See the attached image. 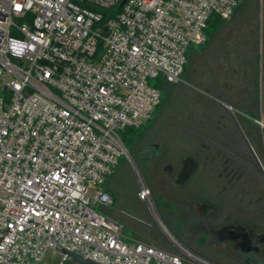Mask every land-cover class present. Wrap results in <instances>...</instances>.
Here are the masks:
<instances>
[{"label":"built area","instance_id":"1","mask_svg":"<svg viewBox=\"0 0 264 264\" xmlns=\"http://www.w3.org/2000/svg\"><path fill=\"white\" fill-rule=\"evenodd\" d=\"M240 0H0V264H220L153 217L168 249L126 241L98 208L127 157L126 128L161 104L158 80L183 81L212 18ZM264 127L261 121H257ZM138 201L152 211L140 177Z\"/></svg>","mask_w":264,"mask_h":264},{"label":"flooded vegetation","instance_id":"2","mask_svg":"<svg viewBox=\"0 0 264 264\" xmlns=\"http://www.w3.org/2000/svg\"><path fill=\"white\" fill-rule=\"evenodd\" d=\"M250 47L243 64L236 55L231 62L223 60L222 66L232 72L233 79L242 78L241 85L254 88L259 56L255 41ZM211 82L213 88L204 89L210 91V99L195 97L198 110L180 118L168 117L146 135L142 176L150 191L149 213L195 217L194 223L186 225L184 243L217 250L223 260L220 264H247L248 260L264 264V144L259 145L256 135L264 136V127L257 123L264 124V101L261 110L238 111L242 115L238 118L221 106V98L233 97L225 89L236 91L235 85L227 80L220 84L215 77Z\"/></svg>","mask_w":264,"mask_h":264},{"label":"rangeland","instance_id":"3","mask_svg":"<svg viewBox=\"0 0 264 264\" xmlns=\"http://www.w3.org/2000/svg\"><path fill=\"white\" fill-rule=\"evenodd\" d=\"M261 4L264 7V0H248L247 6L251 7L253 10H251L249 17L247 18V23H255L257 17L256 11ZM238 12H240V10ZM234 19L235 16L225 21L224 25L215 32L214 38L208 41L204 46L194 47L193 50L189 52L188 66L183 76V81L179 84L168 85L165 87L161 106L150 122L140 128V133L133 142L129 144L123 143L127 153L137 165L142 179V175L144 174L142 160L145 152V149L142 148V146L146 139V135L155 128H160L158 126L163 125L168 117L176 116L180 118L181 116L190 115L194 110H198L200 107L195 100V97L196 95L208 96L204 89L213 88V83L211 81L214 77L219 80L220 84L227 80L230 83H233L236 89H239L240 87L243 90L244 85H241L242 78L238 82L237 79L232 78V72L225 71L222 66L223 60L231 62L236 55H239L241 64H243V58L251 52L250 48L252 47H250V44L252 42H246L243 38V31L235 29V23L238 22V20ZM246 26L250 29L249 24H246L245 27ZM248 29H246V31H249ZM236 81L240 85L235 84ZM242 90L241 92L239 90V93H236L234 88L230 90L226 88L225 92L232 94L234 98H231V102L239 105L242 102L238 103V101L241 100L243 95H247V93L242 94ZM211 95L212 97H215L214 94ZM262 97L264 98V90ZM208 98L210 99L211 97L208 96ZM232 113L238 118L242 117L238 111H233ZM260 131H263L261 127ZM256 135L259 145L262 146L264 144V136L261 133H257ZM105 188L106 190H110L114 197L113 205L108 208L96 207L99 212L106 213L112 217H117L119 218L118 220L121 221L122 219L127 223H131L137 219L138 221L152 227L154 232H152L153 235L156 233L160 236L161 234L163 235L159 227L155 224L154 218L150 215L147 207L138 202L137 194L140 189L139 178L128 157L124 156L120 159V163L114 174L108 178ZM160 218L171 233L183 242H186L188 236L186 225L191 222L194 223L196 220L195 217ZM123 237L126 241H135L136 238L133 230L128 227L123 229ZM188 246L208 258L223 262L221 254L215 249L210 248L208 251V249H197L193 245L188 244ZM60 262L61 257L59 254H53L51 251L46 253L45 264H60Z\"/></svg>","mask_w":264,"mask_h":264},{"label":"trees","instance_id":"4","mask_svg":"<svg viewBox=\"0 0 264 264\" xmlns=\"http://www.w3.org/2000/svg\"><path fill=\"white\" fill-rule=\"evenodd\" d=\"M247 4H248V0H240L239 6L237 7V9L235 11L234 16L237 14V12L240 9H242L244 7H247ZM225 21H227V20L222 19L220 17H214V18L211 19V21L209 23L208 30H207L208 41H210L212 38H214L215 32L218 31V29L222 25H224ZM250 42H251V40H250ZM255 46L257 47V41L255 42ZM191 50H193V48H191L190 51ZM188 57H189V54H188ZM187 66H188V62L186 64V66H185V72H186ZM258 67H259V69H258L259 73H258V76H257V83H256L255 87L254 88H251V87L248 88V86H246V85L243 86L244 87V91L242 90V93L243 92L247 93V95L245 97V98H247V101H244L243 104L240 103V101H238V103H240L239 105L238 104H234V103L231 102V98H232L231 96L225 97V98H221L222 101L224 103L232 106L233 108H235L236 111H243V112L246 111L247 112V109H249L250 107H254L257 110H261V105H262V101H264L263 100L264 98H262L261 91H260V80H261L260 77L261 76H260V63L259 62H258ZM168 85H174V84H167V83L163 82L162 80H158L157 87L161 91L162 99H163L164 89ZM236 93H237V89H236ZM228 95H231V94L229 93ZM161 103H162V101H161ZM160 106H161V104L159 105V107ZM159 107L157 108V110L159 109ZM250 113L251 112H247V114H250ZM252 115L254 116L253 118L260 119L259 115H256V114H252ZM148 122H150V121H148ZM142 127H140V128H142ZM140 128H126L124 131H122L121 132V140H122V142L126 143V144H129V143L133 142L138 137V135L140 133ZM107 191L111 194L110 190L107 189ZM111 196H112V198H114L112 194H111ZM106 215H108V214H106ZM109 217H111L112 219L117 221L124 228H126V227L131 228V230H133V232L135 233V237H136L135 241L144 242V243L156 246L158 248L166 249V250L168 249L165 237L162 234L160 236L157 233L153 235L152 234V232H153L152 227L148 226L147 224L142 223L141 221H138L137 219H136V221H133L131 223L130 222L127 223V222H125L122 219H121V221L118 220L119 218H117V217H112V216H109ZM149 230H150L151 234H150ZM181 242L185 246H187L188 248L192 249L187 244H185L183 241H181ZM192 250L197 252V253H199L198 251H196L194 249H192ZM199 254L202 255L201 253H199ZM202 256H204V255H202ZM211 260H213V259H211ZM213 261H216V260H213ZM216 262H218V261H216ZM218 263H220V262H218Z\"/></svg>","mask_w":264,"mask_h":264},{"label":"crops","instance_id":"5","mask_svg":"<svg viewBox=\"0 0 264 264\" xmlns=\"http://www.w3.org/2000/svg\"><path fill=\"white\" fill-rule=\"evenodd\" d=\"M251 10H253V9L251 7H248V6L240 9V12H238L235 15V19L238 20V22L235 23V25H236L235 29L239 30V31L240 30L243 31L242 32L243 38L245 39L246 42H248L250 40L252 42L257 41V49H258V56H259L258 59H259V63H260V76H261L260 91H261V95L263 96V90H264V7L261 4L259 6L258 10L256 11L257 17L255 19V23H253V22L247 23V21H248L247 18L249 17ZM246 24L250 25V29H248L247 26L245 27ZM245 28L248 29L249 31H246ZM242 94H245V93L243 92ZM245 97H246V95L245 96L243 95L241 100H239L240 102H242V104L244 103V101H247V98H245ZM221 103H224V102L222 101ZM224 104L227 105L228 107H230L229 112L232 113L233 111H236L235 108H233L232 106H230L226 103H224Z\"/></svg>","mask_w":264,"mask_h":264},{"label":"water","instance_id":"6","mask_svg":"<svg viewBox=\"0 0 264 264\" xmlns=\"http://www.w3.org/2000/svg\"><path fill=\"white\" fill-rule=\"evenodd\" d=\"M206 93L209 94L210 91H209V90H206ZM221 106H222L223 108H225L226 110H228V111L230 110V107H228V106L225 105L224 103H221ZM126 154H127V157L129 158V160L131 161V163H132V165H133V167H134V170H135L137 176L140 177L141 180L143 181V179H142V177H141V175H140V172H139V169H138L137 165H136L135 162L131 159V157L129 156V154L127 153V151H126ZM194 169H195V168H192V169H189L188 171H186V172L184 173V175H183V179L186 180V179L191 175V173L194 171ZM163 225H164V224H163ZM164 227H165V230H166V232H167L168 234L172 235L173 237H175V238L177 239V237H176L173 233H171V231H170L165 225H164ZM213 234H214V236H215L216 238L218 237V233L213 232ZM184 246H185V245H184ZM60 252H62L63 254H66L68 257H70V258L72 259V261H73L74 263H76V264H100V263H98V262H94L93 260H91V259H89V258H84V257H82V256H80V255H77V254H75V253H73V252H70L69 250H66V249H64V248H60ZM247 264H252V263L249 262V260H248V261H247Z\"/></svg>","mask_w":264,"mask_h":264}]
</instances>
